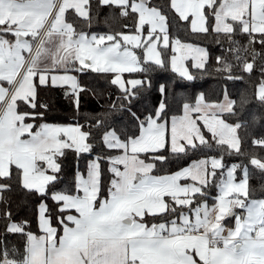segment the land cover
<instances>
[{
  "label": "snow or ice",
  "instance_id": "6c2138e0",
  "mask_svg": "<svg viewBox=\"0 0 264 264\" xmlns=\"http://www.w3.org/2000/svg\"><path fill=\"white\" fill-rule=\"evenodd\" d=\"M101 5L131 19L132 32L78 30L77 18L92 23L91 0H0V264H264V198H252L247 165L224 162L226 155L242 153L238 130L243 125L225 117L236 114L237 100L225 92L222 101L209 102L200 94L169 120L167 87L161 84L163 98L138 115L134 101L151 81L123 78L170 63L180 77L193 80L184 65L189 58L193 67L206 70L208 50L173 38L174 21L186 22L193 34L227 42L225 54L216 57L217 71L227 79L243 78L235 75L236 68L252 74L257 57L264 59L254 47L264 48V0H168L166 8L152 0H96L95 6ZM238 34L247 35L248 46L239 44ZM88 71L114 74L110 83L120 89L119 107L133 128L101 118L88 127L36 124L44 117L40 109H48L39 89L67 86L65 96L79 110L89 89L73 73ZM260 71L264 75V66ZM254 95L264 106V80ZM248 102L242 97L239 106ZM101 126L97 147L92 129ZM212 142L221 155L155 174L170 156L211 149ZM252 144L264 149V137ZM65 150L78 159L93 158L84 171L77 167L69 187L57 190ZM250 164L264 174V158L254 156ZM106 171L111 173L107 185ZM13 178L40 197L42 234L28 230L27 220L17 221L5 201ZM213 183L219 195L210 207L197 197ZM49 199L59 228L53 227ZM10 236L23 239L22 251L10 244Z\"/></svg>",
  "mask_w": 264,
  "mask_h": 264
},
{
  "label": "trees",
  "instance_id": "16d2710c",
  "mask_svg": "<svg viewBox=\"0 0 264 264\" xmlns=\"http://www.w3.org/2000/svg\"><path fill=\"white\" fill-rule=\"evenodd\" d=\"M93 3V19L91 25H88L82 19L77 18L78 30L94 33H107L115 31H124L131 33L133 21L131 19L123 18L119 15L115 8L107 6L96 7V0H91ZM156 5L167 7L168 0H152ZM71 12V10H69ZM128 28L125 29L124 25ZM171 36L178 37L182 42L193 43L204 47L209 52V62L206 70H201L193 67L191 60L186 61V67L190 74L193 75V80H187L180 77L177 72L172 71L170 63L165 68L152 66L147 73H129L124 74L125 79H147L151 81V88L144 93L139 102L134 101L133 111L137 114L145 112V109L151 110L157 106L159 99H162L159 92L161 84L167 87V103H168V119L172 116H180L183 113L184 103H194L195 98L203 94L209 102L222 101L225 92L231 99L237 100V112L235 115H227L225 117L229 123H241L243 126L238 130V134L242 138V153L240 155H226L224 162L226 165L239 164L247 165L249 168V185L251 195L254 199L264 198V174L260 170L255 169L250 164V158H264V149L252 144L253 139L264 137V106L255 99V92L261 80H264V75L261 74V67L264 66V59L259 56L256 59V68L252 74L242 73L239 68L234 69L235 75H241L240 80H229L227 74L217 71L219 65L216 63V57L224 55V48L227 47V42L221 40L217 43L213 36L205 37L203 34H193L186 22L174 21L171 27ZM258 36V34H257ZM235 39L242 46H248V38L246 34H238ZM223 45V47H222ZM255 51L257 53H264V48H261L259 43L255 44ZM170 49L168 50L169 58L171 56ZM251 59V57H249ZM77 75L81 83L86 86L89 91L82 95L79 110H76L72 101L65 96V91H69L67 87H41L39 89L41 103H46L48 109H40L44 112L43 119L35 121L36 124L50 123L57 125H75L77 123L88 127L95 118L104 119L108 124H114L118 128H133L128 114L121 110L120 97L121 91L116 85L110 83L114 74L111 73H94L88 71L86 73H74ZM242 97H247L248 103L239 106V101ZM115 103L116 107L111 105ZM105 128H93L95 141L97 147L100 146L101 137ZM205 133L207 130L203 129ZM210 138V134H207ZM65 156L62 160L61 181L57 184V190H62L69 187L75 176L77 167L81 171L86 169L88 154H84L78 159L73 150H65ZM221 155L220 148L212 142L211 149L203 148L196 152H190L188 156L181 155L179 158L171 157L168 163L158 165L159 171L155 172L157 175H165L174 173L182 167L189 166L192 161L204 158L206 156ZM105 168L107 166L105 165ZM219 171V170H218ZM240 170L238 169V173ZM111 173L106 171L105 185L108 184ZM239 177V175H238ZM11 190L4 193L5 201L11 206L10 210L17 221H28V230L40 234L37 223L38 205L41 202L38 194L31 193L22 188L20 183L13 178L10 181ZM204 197H197L198 200L205 201L212 205L215 202L217 194V187L215 183L210 184L205 190ZM49 204L53 215V227L59 228V224L55 220L56 209L53 202L49 199ZM151 219V218H149ZM156 222V221H152ZM227 225L231 221H226ZM3 232V222L0 221V233ZM9 242L21 248L23 239L19 236H10Z\"/></svg>",
  "mask_w": 264,
  "mask_h": 264
},
{
  "label": "rangeland",
  "instance_id": "374dc122",
  "mask_svg": "<svg viewBox=\"0 0 264 264\" xmlns=\"http://www.w3.org/2000/svg\"><path fill=\"white\" fill-rule=\"evenodd\" d=\"M147 27V26H146ZM135 51H137V53L139 54V50L138 49H136ZM187 60H191L192 61V63H194V61L191 59V58H189V59H187ZM187 60H185L184 61V65H185V67H186V61ZM74 74V73H73ZM124 74H129V73H124ZM123 78H124V76H123ZM125 79V78H124ZM132 79H134V78H132ZM65 87H67V86H65ZM118 87V86H117ZM69 90V92H70V89H68ZM183 114V113H182ZM194 116H195V114H194ZM198 123H200L201 125H202V121H198ZM206 130V129H205ZM232 164H230V165H228V166H231ZM238 179H239V177H238ZM219 195V189L217 188V194H216V197ZM216 197H215V202H214V204H216L217 203V200H216ZM214 204H212V205H209L210 207L211 206H213ZM237 213H240V212H242L243 210H241V209H236L235 210ZM229 221H231V224L230 225H227L228 227H232V226H234V219H232V218H229L228 219ZM227 220V221H228Z\"/></svg>",
  "mask_w": 264,
  "mask_h": 264
},
{
  "label": "crops",
  "instance_id": "0c3cea01",
  "mask_svg": "<svg viewBox=\"0 0 264 264\" xmlns=\"http://www.w3.org/2000/svg\"><path fill=\"white\" fill-rule=\"evenodd\" d=\"M185 181H181V183H184ZM37 223H38V212H37ZM39 229V228H38ZM39 232H40V230H39ZM40 234H42L41 232H40Z\"/></svg>",
  "mask_w": 264,
  "mask_h": 264
}]
</instances>
